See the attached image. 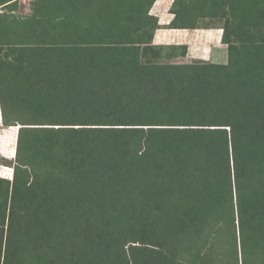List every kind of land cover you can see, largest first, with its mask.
<instances>
[{"label":"trees","instance_id":"trees-1","mask_svg":"<svg viewBox=\"0 0 264 264\" xmlns=\"http://www.w3.org/2000/svg\"><path fill=\"white\" fill-rule=\"evenodd\" d=\"M17 1L0 264H264V0L174 1L169 27L220 26L225 64L153 45L155 0Z\"/></svg>","mask_w":264,"mask_h":264},{"label":"crops","instance_id":"crops-1","mask_svg":"<svg viewBox=\"0 0 264 264\" xmlns=\"http://www.w3.org/2000/svg\"><path fill=\"white\" fill-rule=\"evenodd\" d=\"M174 1L155 0L150 6L148 16L154 17L158 25L153 34L152 44L155 46H185L187 48L186 56L177 59L175 63L189 64L201 61L213 64H225L227 61L226 46L221 43L222 30L220 26L215 25V27L196 29L169 27L174 21V13L171 11ZM179 1V6L183 8L191 5L195 0ZM185 17L186 20H196V23H199V17L196 14L192 15L190 13L189 19H187L188 16ZM190 21H185V23H190ZM0 126L2 127L1 117ZM13 129L17 132L16 127H13ZM16 135L14 134V138ZM12 153L11 149L10 158H13Z\"/></svg>","mask_w":264,"mask_h":264},{"label":"rangeland","instance_id":"rangeland-1","mask_svg":"<svg viewBox=\"0 0 264 264\" xmlns=\"http://www.w3.org/2000/svg\"><path fill=\"white\" fill-rule=\"evenodd\" d=\"M17 2L18 7L15 15L30 16L33 10L35 0H18ZM176 60H173L172 62H176ZM16 128L18 129V127ZM14 134H17V132L13 129V127L0 126V178L8 181L12 180V168H10L9 166H11L14 162L16 141V136L14 138ZM11 149L13 152V158H10Z\"/></svg>","mask_w":264,"mask_h":264}]
</instances>
